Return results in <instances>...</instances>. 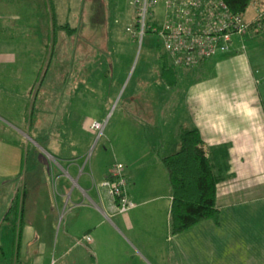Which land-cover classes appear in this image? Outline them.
Wrapping results in <instances>:
<instances>
[{"label": "crops", "instance_id": "0c3cea01", "mask_svg": "<svg viewBox=\"0 0 264 264\" xmlns=\"http://www.w3.org/2000/svg\"><path fill=\"white\" fill-rule=\"evenodd\" d=\"M36 3L0 0V133L11 136L0 135L1 260L5 264H27L32 247L35 253L47 256L58 252L59 243L73 246L77 239L90 235L93 241L84 243L91 246L98 262L125 264V248H134L145 256L142 249L149 241L157 242L172 233L173 192L168 188L169 173L163 163L169 155H162L149 144L131 154L130 159L116 150L115 158L112 155L113 159L102 165L101 155L107 149L93 160L88 143L81 140L67 146L42 145L34 140L32 134L45 132L30 120L32 105L37 101V67L31 68V60L22 62L21 56L37 50L41 24ZM242 50L264 68V32L257 29L236 38L230 52L207 60L201 67L217 64L219 74H230ZM249 92L252 90L245 91L252 98L250 103L242 96L239 102L222 108L215 105L213 89L206 88L201 96L195 94L202 105L195 114L203 115L195 127L202 132L205 150L223 166L218 170L223 179L217 198L221 225L213 221L199 225L213 231L242 229L244 215L256 210L253 204L264 196V100ZM30 141L35 143L32 148ZM121 160L129 179L128 194L138 204L127 215L114 211L113 198L101 185L110 178L114 163ZM18 194L23 218L14 211L11 221L4 223ZM60 221L62 232L57 236ZM222 232L220 239L228 238ZM5 238L13 243L12 256L16 259L12 263L7 262L1 244ZM72 249L63 254L72 253Z\"/></svg>", "mask_w": 264, "mask_h": 264}, {"label": "rangeland", "instance_id": "374dc122", "mask_svg": "<svg viewBox=\"0 0 264 264\" xmlns=\"http://www.w3.org/2000/svg\"><path fill=\"white\" fill-rule=\"evenodd\" d=\"M131 1L37 0L40 39L36 53L22 54L21 59L31 60V65L27 62L31 68L37 67V103L32 122L38 130H45L32 134L38 144L67 146L81 140L88 143L89 157L93 160L107 149L101 155L102 165L115 158L116 150L130 159L131 154L149 144L162 155H171L181 149L182 128L195 127L197 119L203 116L195 114L202 109L195 94L201 96L206 88L213 89L214 95L220 96H214L215 105L221 108L239 102L242 96L250 103L252 98L245 93L248 89L256 99L264 100L261 96L264 68L243 50L235 58L230 74H219L217 64L201 67L203 62L195 69L176 67L175 75L163 77L161 41L148 35L142 42L135 38V32H128V28L137 29L139 16ZM256 2L245 13L248 22L257 18L260 7L264 8V0ZM50 3L57 24H68L72 30L76 29L74 33L60 30L54 39ZM255 27L251 29L258 30ZM220 55L223 54L217 56ZM95 121L106 124L101 138L99 132L92 130ZM30 145L32 148L35 143L30 141ZM117 163L126 170L124 161L114 164ZM166 182L172 189L169 175ZM253 205L256 210L246 213L241 221L244 230H223L228 238L220 239V230L198 225L181 235L171 233L157 242L149 241L142 249L145 256L127 247L122 260L125 264H264V196ZM61 224L62 221L57 236L62 232ZM81 239L73 246L59 243L58 252L47 256L35 253L32 247L28 252L29 262L107 263L98 262L91 246L79 243ZM11 241L5 238L1 242L9 263L16 259L12 256ZM70 247L72 253L63 254ZM23 253L26 254L25 250ZM2 257L0 254V264H5Z\"/></svg>", "mask_w": 264, "mask_h": 264}, {"label": "built area", "instance_id": "2783aa9c", "mask_svg": "<svg viewBox=\"0 0 264 264\" xmlns=\"http://www.w3.org/2000/svg\"><path fill=\"white\" fill-rule=\"evenodd\" d=\"M131 5L137 7L139 16L137 29L128 28V32H135V38L142 42L148 35L157 37L175 65L186 69H195L229 52L234 40L244 37L252 26L264 30V8L260 7L257 18L248 22L245 15L233 12L224 0H132ZM91 127L101 138L106 124L95 121ZM101 185L113 198L117 214L127 215L138 206L128 194L124 165L114 164L110 178ZM92 241L86 235L79 243Z\"/></svg>", "mask_w": 264, "mask_h": 264}, {"label": "trees", "instance_id": "16d2710c", "mask_svg": "<svg viewBox=\"0 0 264 264\" xmlns=\"http://www.w3.org/2000/svg\"><path fill=\"white\" fill-rule=\"evenodd\" d=\"M50 1V0H49ZM235 13L245 15L247 9L255 0H224ZM50 11L54 26V39L58 31L72 30L68 24L58 25L53 5ZM160 48L163 49L160 44ZM162 76L175 75L177 67L173 59L163 49ZM37 103V102H36ZM36 114V104L31 108L30 120ZM205 142L199 128H183L181 132V149L172 155L163 158L168 170L173 192V205L171 210V226L174 235H181L192 228L206 222L213 221L217 226L221 223L222 212L217 206L218 187L223 177L218 173L222 170L215 157H211L204 148ZM223 167V166H222ZM19 194L14 204L8 210L4 223L12 219L14 211L18 217L23 218V209L19 208ZM1 251V247H0Z\"/></svg>", "mask_w": 264, "mask_h": 264}]
</instances>
